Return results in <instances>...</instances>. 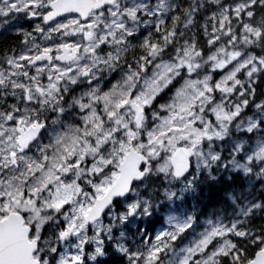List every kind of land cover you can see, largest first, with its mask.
Here are the masks:
<instances>
[{"label": "snow or ice", "instance_id": "1", "mask_svg": "<svg viewBox=\"0 0 264 264\" xmlns=\"http://www.w3.org/2000/svg\"><path fill=\"white\" fill-rule=\"evenodd\" d=\"M0 264H264V0H0Z\"/></svg>", "mask_w": 264, "mask_h": 264}, {"label": "trees", "instance_id": "2", "mask_svg": "<svg viewBox=\"0 0 264 264\" xmlns=\"http://www.w3.org/2000/svg\"><path fill=\"white\" fill-rule=\"evenodd\" d=\"M220 205L217 203L205 202V207L207 210L211 211L214 207H219Z\"/></svg>", "mask_w": 264, "mask_h": 264}]
</instances>
